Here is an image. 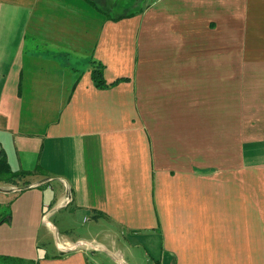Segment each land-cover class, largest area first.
<instances>
[{
    "label": "crops",
    "instance_id": "obj_1",
    "mask_svg": "<svg viewBox=\"0 0 264 264\" xmlns=\"http://www.w3.org/2000/svg\"><path fill=\"white\" fill-rule=\"evenodd\" d=\"M0 152V264H264V0H0Z\"/></svg>",
    "mask_w": 264,
    "mask_h": 264
},
{
    "label": "trees",
    "instance_id": "obj_2",
    "mask_svg": "<svg viewBox=\"0 0 264 264\" xmlns=\"http://www.w3.org/2000/svg\"><path fill=\"white\" fill-rule=\"evenodd\" d=\"M103 67H104L103 65H98L92 72L93 79L98 87L105 88L116 82L124 80V78H122L111 84H108V82L104 78V68ZM16 175H18V173H12L10 171L9 165L5 159V154L3 152H0V177L12 179L16 177Z\"/></svg>",
    "mask_w": 264,
    "mask_h": 264
},
{
    "label": "rangeland",
    "instance_id": "obj_3",
    "mask_svg": "<svg viewBox=\"0 0 264 264\" xmlns=\"http://www.w3.org/2000/svg\"><path fill=\"white\" fill-rule=\"evenodd\" d=\"M6 206H1V208H0V212L2 213V214H5L6 212L4 211V210H6ZM12 211V210H11ZM18 214L17 213H15V216H17ZM83 224V223H82ZM46 225V224H45ZM47 226V225H46ZM84 226H85V224H84ZM82 229H84L83 227H79V228H77V229H74L75 231V233L77 232V231H81ZM41 231H42V229H41ZM7 233H8V237L9 238H11V235H10V231H9V229H6L5 231H0V237H3V236H5V235H7ZM48 237H46V239H47ZM53 241H54V239H52ZM47 243V246L45 245V244H43L44 246H45V248L47 247V249L48 250H51L52 248H53V244H52V242H51V240L49 241H47L46 242ZM42 244V243H41Z\"/></svg>",
    "mask_w": 264,
    "mask_h": 264
}]
</instances>
